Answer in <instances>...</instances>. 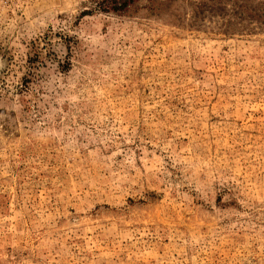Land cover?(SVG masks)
I'll list each match as a JSON object with an SVG mask.
<instances>
[{
    "label": "rangeland",
    "instance_id": "rangeland-1",
    "mask_svg": "<svg viewBox=\"0 0 264 264\" xmlns=\"http://www.w3.org/2000/svg\"><path fill=\"white\" fill-rule=\"evenodd\" d=\"M0 0V264H264V0Z\"/></svg>",
    "mask_w": 264,
    "mask_h": 264
},
{
    "label": "trees",
    "instance_id": "trees-1",
    "mask_svg": "<svg viewBox=\"0 0 264 264\" xmlns=\"http://www.w3.org/2000/svg\"><path fill=\"white\" fill-rule=\"evenodd\" d=\"M137 0H106L105 8L113 12H122L128 9Z\"/></svg>",
    "mask_w": 264,
    "mask_h": 264
}]
</instances>
